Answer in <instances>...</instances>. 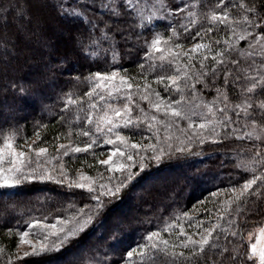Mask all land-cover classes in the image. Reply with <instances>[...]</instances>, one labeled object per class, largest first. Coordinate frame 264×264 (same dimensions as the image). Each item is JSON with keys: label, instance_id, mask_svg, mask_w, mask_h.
Listing matches in <instances>:
<instances>
[{"label": "snow or ice", "instance_id": "6c2138e0", "mask_svg": "<svg viewBox=\"0 0 264 264\" xmlns=\"http://www.w3.org/2000/svg\"><path fill=\"white\" fill-rule=\"evenodd\" d=\"M95 7L102 9L99 17L89 15ZM196 8L190 0H157L151 10L141 7L139 0H74L72 4L64 0H0V70L5 81V86L0 87V98H3L0 115L7 112L5 120L13 121V128L15 113L21 108L34 107L38 102L43 104L51 94H55L57 100L63 99L64 87L59 78L71 77L70 57L97 65L96 71L90 69L85 77L91 85L85 93L88 111L85 126L77 130V135L88 140L83 146H57L54 158L59 162L58 172L55 167H48L51 158L42 159L47 154L46 147L29 146V153L35 152V160L25 151H17L18 146L10 136L5 137L0 147V198L16 197L21 194L22 185L37 180L54 181L66 187L73 197L69 203L74 207L68 218L41 223L47 220L42 217L29 222L27 230L18 226L15 230L7 228L9 236L15 231L19 244H27L32 249L31 252L24 250L23 257L68 252L96 229L103 230L101 235L107 231L109 238L115 240L119 234L117 222L127 214L119 205L134 184L151 172L153 165L158 169L166 160L193 155V147L203 145L206 140L217 143L235 138L248 142L246 150L250 156L241 167L251 173V178L240 177L235 182L230 179L227 188L211 193L216 197L220 192L230 191L231 197L221 203L235 205L234 209L216 208V213L221 214L215 217V222H212L213 210L205 209L207 222L204 219L190 221L191 233L180 224L177 240L165 239L161 232L171 235L176 227L169 224L148 232L135 247L126 251L127 259L121 255L112 260L105 252L95 264H134V257H139L140 264H155L151 258L160 252L167 254L169 249L172 250L170 264H177L178 260L181 264H208L209 260L211 264H249L257 251L259 264H264V247L258 250L253 244L245 250L242 229L232 215L239 213L245 204L252 205L244 209L246 212H259L264 205V0H242L231 5L225 0H215L214 7H210L207 0H201L199 13ZM232 9L236 10L235 14ZM39 10L56 11L61 21L58 31L66 37L70 51L61 54L64 45L57 36L48 35L46 16ZM185 13L187 17L199 14L207 21V26L201 25L192 35L189 24L196 21L191 19L186 24ZM158 25L171 31L168 40L153 34ZM221 25L223 36L211 42L210 34L220 32ZM150 34L153 35L149 42ZM182 35L193 41L199 38V42L188 51L175 52L174 49L184 48L178 42ZM205 39L210 42L205 43ZM240 42H246V48L238 47ZM133 51L142 54L137 62L140 69L137 76L128 75L123 65V60L130 58ZM153 53H167L173 67L171 71L161 67L150 79L147 70L156 68ZM165 58L163 54L159 57L161 61ZM101 64L108 67L101 69ZM9 68L12 80L7 79ZM81 75L77 74L76 79ZM141 79L142 84L136 82ZM237 87L240 88L239 100L234 102L230 93L235 95ZM9 92L11 100L7 99ZM210 93H214L211 101L205 99ZM142 103L147 104V110ZM70 104L78 105V101L69 96L63 110ZM196 109L204 110L199 113V122L193 120L197 116ZM182 121L187 122V129L182 127ZM142 125L147 128H141ZM157 125L177 128L184 136L181 146L173 149L169 135L162 141ZM120 129H128V135ZM2 131L4 128L0 127ZM145 131L153 132L155 142L144 135ZM137 136L149 143L142 146L140 142H132ZM36 138H40L38 131ZM105 145L113 147L106 159H98L100 153L95 149ZM90 150L96 163L105 166L111 175L105 178L100 172L93 180L80 173L78 178H70L63 157ZM232 175L229 173L230 177ZM73 189H84L87 195ZM78 204L83 206L76 207ZM222 221L228 224L223 232L220 231ZM37 227L49 230L36 231ZM229 236L232 239H228ZM177 248L180 251H176ZM4 252L0 247V254ZM7 264H13L11 254Z\"/></svg>", "mask_w": 264, "mask_h": 264}, {"label": "trees", "instance_id": "16d2710c", "mask_svg": "<svg viewBox=\"0 0 264 264\" xmlns=\"http://www.w3.org/2000/svg\"><path fill=\"white\" fill-rule=\"evenodd\" d=\"M64 2L72 4L74 0H64ZM135 2V0H134ZM157 0H139L141 7H146L151 10L153 4ZM191 3L197 5L196 12L199 13L201 0H190ZM210 7L215 6V0H207ZM242 0H225V3L239 4ZM218 10V9H217ZM50 11L52 18L57 22V25L61 23L60 18L57 16L56 11ZM102 9L95 7L89 13L90 16L99 17ZM235 14L236 10H231ZM147 14V12L145 13ZM185 23L188 24L189 20L195 19V24H189V27L193 30L192 35H195V31L199 30L201 25L207 26V21L202 19V17L197 14L194 17H187L185 13ZM220 32H213L210 34L212 36V41L216 38L223 36V25L220 26ZM58 31V27H52V24L47 22V32L48 35L52 36ZM59 33V31H58ZM153 34H159L168 40L172 36L169 29L162 25H158L154 29ZM148 36L149 42L152 39V35ZM60 35V33H59ZM187 35V34H184ZM182 35L178 42L184 45L182 49H174L175 52L188 51L190 47L199 42V38L193 41L191 37L187 39ZM175 39V38H174ZM205 43L210 41L205 39ZM143 43V41H141ZM163 48L164 45L162 44ZM238 47L246 48V42H240ZM61 54L65 51H70V46H64L61 48ZM164 55L165 60L161 61L159 57ZM156 57L155 59V69H148L149 78H153L157 72L161 70L171 71L172 65L169 64L167 53H153ZM142 59V54L132 52L130 58H125L123 60V65L126 68L127 74L130 76H137L140 69L137 66V62ZM120 67V64H116ZM69 67L73 69L71 77L62 76L60 77V84L64 87V97L61 100L56 99L55 94H51L49 98L44 100V103H37L34 107L21 108L20 111L15 113L14 122L15 127H12L13 121H6L5 117L9 114L3 112L0 115V127L4 128V131L0 132V147L3 146L5 137H12L13 142L18 147H25L26 145L32 144L34 148L36 147H46L47 154L42 159L51 158V164L59 171V162L55 159L57 152V146L60 144L72 146L83 144L88 140V138L77 135V130L82 129L85 126L84 117L88 111V97L85 95L89 91L90 83L85 77L88 76L89 70L93 72L96 71L97 65H90L89 62L83 58L70 57ZM107 65H100L101 69L107 68ZM198 67V65H197ZM1 73V72H0ZM77 74H82L80 79L77 80ZM8 80H12L13 73L9 72L6 74ZM4 74H0V87H4ZM136 82L143 83V80H138ZM3 84V85H2ZM200 87V85H197ZM135 89H133L134 91ZM163 93V89H159ZM235 95L233 96L234 102L239 100L240 88L237 87L235 90ZM78 101V105L70 104L68 109L65 111L64 106L67 102L68 97ZM214 93L208 94L205 99L211 101L213 99ZM11 92H9L7 99L11 100ZM178 98V97H177ZM3 98H0L2 100ZM138 100V97H137ZM45 105H47L45 107ZM145 110L148 109L146 103L141 104ZM197 116L193 117V120L199 122L200 115L203 109H196ZM63 118V119H62ZM181 125L184 129H187V122L182 121ZM94 127V126H93ZM161 140L165 135L171 137V143L173 149L181 146V141L184 136L181 132L173 127L172 129H165L162 125L156 126ZM141 128L146 129L147 125H142ZM39 132L40 138H36V132ZM120 131L128 135V129H120ZM243 133H241L242 135ZM144 135L152 138V142H155V136L153 132L145 131ZM59 136V139L55 137ZM132 142H140L142 146H146L148 140H140L137 136ZM102 143V140H101ZM247 141L236 140L233 138L230 141L213 143L211 140H206L203 145H195L192 149L193 155H185L180 159L166 160L160 168H156L153 165L151 172L144 178L138 180L133 186V190L129 192L122 204L119 205L126 207L130 197L135 196L138 200V204L135 207V214L127 215L122 217L117 222V227L119 228V234L115 240L109 238V233L103 230L96 229L94 232L88 233L79 241V243L69 250L68 252H57L54 256L45 257H24L20 258L18 256V246L19 237L13 234L9 236L7 234V228L11 227L15 230L18 226L22 230H27V224L32 221L41 220L42 217H46L47 220H41V223L49 222L55 223L57 218H68L71 215V210L74 207L73 204L69 203L73 199L71 194L68 192L66 187L55 183L54 181H34L31 183H25L22 185V192L20 195L13 198H0V247L5 249L3 254H0V264H7L9 254L12 255L13 264H56V262L61 261L64 257L73 256L67 264H95L96 260L102 259L101 253L107 252L112 260H117L121 255H125L126 251L135 247L138 241H141L144 236L150 231L161 230L169 224H175L176 227L173 229V234L168 232H161V235L165 239L177 240V235L179 232V225L183 224L188 227V223L195 222L197 219H204L207 222L208 213L205 209L213 210V221L215 222V217L221 213H216V208L230 207L235 208V205L229 206L227 204L221 203L228 200L232 193L230 191L220 192L218 196L213 197L212 192L218 191L220 189H225L229 186V180L240 179V177L251 178V173L245 172L241 165L248 160L250 152L246 150ZM256 143V141H252ZM119 144V142H117ZM123 147V145H119ZM113 146L105 145L102 148H96L95 151L100 153L97 157L98 159H106L109 150ZM166 147V146H165ZM130 150V149H129ZM135 151V150H132ZM89 153H77L70 154L68 157H63V161H66V171L70 178H78L80 173L87 175L90 179L95 180L98 178L100 172H103L106 178L110 173H107L105 166L96 163V159ZM151 154L150 152L148 153ZM62 155V153H61ZM177 155H181L177 153ZM113 159H117L114 157ZM48 165V167H49ZM173 169L180 170V175L182 174V182L184 184L183 188L176 190L172 193L174 201L169 204L168 207H163L162 202L164 198H167L166 189L161 188V183H172L176 180L173 175H171ZM229 173L233 174L232 177ZM239 175H236V174ZM160 174V176H158ZM175 174V173H174ZM115 175H119L116 173ZM156 176V183L152 184L147 182L150 177ZM161 177H164L161 178ZM163 181L160 184L157 181ZM243 183V180H240ZM259 183V182H258ZM255 187V186H254ZM189 188V189H188ZM76 193H82L87 195L84 189H73ZM79 199V197H77ZM216 202V203H214ZM130 205V204H129ZM82 204L76 205V207H81ZM252 205L245 204L242 206L239 213L233 212V220L238 222L239 227L242 229L243 243L242 247L248 250V244L246 242L247 235L255 228L264 225V205H261V210L259 212H246L244 209L251 208ZM187 213V215H184ZM8 217L9 221L5 218ZM177 218H179V224H177ZM246 218V219H245ZM7 225V227H6ZM220 231L228 229V224L224 221L221 222ZM71 227V224L68 225ZM185 230H187L185 228ZM191 232V231H187ZM232 239L231 236L227 237ZM238 239V237H237ZM91 242L92 246L88 243ZM94 244H100L99 246ZM106 249V250H105ZM81 250V252H77ZM171 249L167 254L160 252L157 253L155 257L151 259L155 260V264H170L172 260ZM176 251H180L179 248ZM134 264H140L139 257H134ZM177 264H181L178 260ZM208 264H211L209 260ZM249 264H255V261H249Z\"/></svg>", "mask_w": 264, "mask_h": 264}, {"label": "rangeland", "instance_id": "374dc122", "mask_svg": "<svg viewBox=\"0 0 264 264\" xmlns=\"http://www.w3.org/2000/svg\"><path fill=\"white\" fill-rule=\"evenodd\" d=\"M39 11H43L44 12V15L46 16V19H47V22L48 23H50V24H52V27L54 26V27H58V25H57V22H56V20L54 19V18H52V15L50 14V11H44V10H39ZM55 36H57L58 37V39H59V42L61 43V45H64V46H66V37H62L61 35H59V33H58V31L56 32L55 31V34H54ZM192 47V46H191ZM190 47V48H191ZM0 74L2 75V74H4L3 72H2V70H0ZM9 72H12L11 71V68H9V70L7 71V73H9ZM5 84V83H4ZM3 85V84H2ZM5 86V85H4ZM29 146H32V144H29V145H26L25 147H17L16 148V150L17 151H19V150H23V151H25V153H26V155H31L32 156V158H33V160H35V152L33 151V152H31V153H29ZM33 147V146H32ZM34 148V147H33ZM54 161H56L57 159H53ZM7 166V165H6ZM49 167H55L54 166V164H52V165H49ZM56 168V167H55ZM175 173V174H174ZM180 170L178 171V170H176V169H173V171H172V173H171V175H173L174 176V178H176V180L174 181V182H172V183H164L162 180L161 181H157L159 184L161 183V182H163V183H161V188H164V189H166L167 190V192L168 191H170L171 193H168L167 194V198L165 197L164 198V200H163V202H162V205H163V207H168L169 206V204H172L173 203V201H174V198L172 197V193H174L176 190H178V189H180V188H183L184 187V184H183V182H182V174L180 175ZM156 176L157 175H153L152 176V178L150 177V179H148L144 184H147V182L149 183H151L152 184V182L151 181H153V183H156V182H154V181H156ZM158 176H160V174H158ZM161 178H163L164 179V177H161ZM189 189V188H188ZM130 204V205H129ZM138 204V200H137V198H135V196L134 195H132L131 197H130V200H129V202H128V204H126V207L124 206V207H122L124 210H126V216L127 215H132V214H135V207H136V205ZM0 218H2V217H0ZM5 220L6 221H9L10 219H8V217H6L5 218ZM187 230L186 231H191L192 232V228H190V230H189V228H187V227H185ZM36 231H48L49 229H43V228H40V227H37L36 229H35ZM190 232V233H191ZM29 239L31 240V242L32 243H36V241L35 240H32L31 239V237H29ZM246 242H247V244H248V249L250 248V246L251 245H256L257 246V249L259 250L260 248H262V247H264V225H262V226H260V227H258V228H255V229H253L248 235H247V237H246ZM90 246H92V244H91V242L89 241V243H88ZM97 246L98 244H94V246ZM100 245V244H99ZM98 245V246H99ZM37 247H39V244H37L36 245ZM24 250H28L29 252H31L32 251V249L27 245V244H25V245H20L19 244V246H18V256L20 257V258H24L23 257V251ZM106 250V249H105ZM77 252H81V250H78ZM258 257H259V251H257V255L253 258V260L255 261V264H259V259H258ZM72 258H74L72 255L71 256H67V257H64L61 261H57L56 262V264H67L68 263V261L70 260V259H72Z\"/></svg>", "mask_w": 264, "mask_h": 264}]
</instances>
